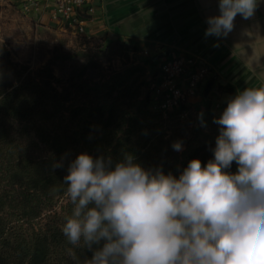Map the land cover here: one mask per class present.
Returning <instances> with one entry per match:
<instances>
[{
	"label": "clouds",
	"instance_id": "1",
	"mask_svg": "<svg viewBox=\"0 0 264 264\" xmlns=\"http://www.w3.org/2000/svg\"><path fill=\"white\" fill-rule=\"evenodd\" d=\"M257 7L218 0L205 35L227 36L237 15L248 20ZM213 122L214 158L192 159L178 178L146 170L130 154L114 168L88 153L69 163L63 184L74 207L62 233L91 252L86 264H264V86L228 99ZM172 148L183 150L179 141Z\"/></svg>",
	"mask_w": 264,
	"mask_h": 264
},
{
	"label": "trees",
	"instance_id": "2",
	"mask_svg": "<svg viewBox=\"0 0 264 264\" xmlns=\"http://www.w3.org/2000/svg\"><path fill=\"white\" fill-rule=\"evenodd\" d=\"M86 69L59 80L50 67L10 60L0 67V264H74L68 249L86 264L91 252L62 233L74 207L63 178L80 153L110 158L113 168L130 154L146 170L177 178L192 159L214 158L220 126L210 107L207 132L174 134L185 108L154 111L150 93L142 94V67L96 81ZM177 141L182 151L172 148ZM237 168L234 161L228 171Z\"/></svg>",
	"mask_w": 264,
	"mask_h": 264
},
{
	"label": "crops",
	"instance_id": "3",
	"mask_svg": "<svg viewBox=\"0 0 264 264\" xmlns=\"http://www.w3.org/2000/svg\"><path fill=\"white\" fill-rule=\"evenodd\" d=\"M15 1L38 31L63 33L44 0L40 11L30 12L23 10L26 0ZM216 15L218 0H97L84 37L137 48L135 57L147 66L148 84L158 77V65L165 58H196L209 75L188 107L199 115L210 107L219 117L238 92L264 86V0H258L252 18L237 15L227 36L205 35L207 18Z\"/></svg>",
	"mask_w": 264,
	"mask_h": 264
},
{
	"label": "rangeland",
	"instance_id": "4",
	"mask_svg": "<svg viewBox=\"0 0 264 264\" xmlns=\"http://www.w3.org/2000/svg\"><path fill=\"white\" fill-rule=\"evenodd\" d=\"M54 24L57 26L58 21ZM137 52V48L122 43H107L59 31H38L15 0H0V67L8 60L28 65L34 70L50 67L59 80H66L71 74L87 68L84 73L86 78L96 81L100 76L140 66L146 71L142 89L145 97L148 93L147 66L137 63ZM206 116L197 114L189 107L185 108L181 126L174 134L187 132L190 135L192 132L204 131ZM188 138L192 140V136Z\"/></svg>",
	"mask_w": 264,
	"mask_h": 264
},
{
	"label": "built area",
	"instance_id": "5",
	"mask_svg": "<svg viewBox=\"0 0 264 264\" xmlns=\"http://www.w3.org/2000/svg\"><path fill=\"white\" fill-rule=\"evenodd\" d=\"M97 0H44L45 8H52L51 19L58 21L60 30L71 36H84L87 24L95 13ZM40 0H26L24 12L31 8L40 11ZM158 77L148 84L153 95V110L165 116L181 108H187L200 86L209 75V69L194 57L179 55L160 62ZM156 75V76H157Z\"/></svg>",
	"mask_w": 264,
	"mask_h": 264
}]
</instances>
